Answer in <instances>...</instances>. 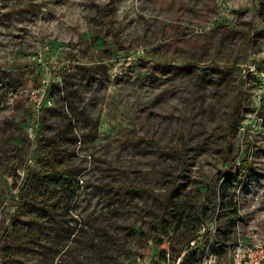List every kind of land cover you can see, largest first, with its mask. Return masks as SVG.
<instances>
[{
    "label": "rangeland",
    "instance_id": "374dc122",
    "mask_svg": "<svg viewBox=\"0 0 264 264\" xmlns=\"http://www.w3.org/2000/svg\"><path fill=\"white\" fill-rule=\"evenodd\" d=\"M209 227L264 241V0H0V264H187Z\"/></svg>",
    "mask_w": 264,
    "mask_h": 264
},
{
    "label": "trees",
    "instance_id": "16d2710c",
    "mask_svg": "<svg viewBox=\"0 0 264 264\" xmlns=\"http://www.w3.org/2000/svg\"><path fill=\"white\" fill-rule=\"evenodd\" d=\"M98 42L99 44H101L102 40L101 39H98ZM50 44L55 46V47H61V46H64L65 43L64 42H59L55 39H51L50 40ZM232 116V118L230 117V119L228 120V125H230L232 122L234 123L235 122V118H236V114L235 115H230ZM47 153V152H46ZM54 154L55 152L53 153L52 150L50 149L48 151V155H50V159L49 161H47V164H46V167L45 169L43 170V172H41L39 174V179H40V182H42V184L44 185L45 187V190L46 191H52L58 184L62 183V182H70L73 180V174L69 171V169L67 168H62L60 167L56 161H55V157H54ZM179 155H181L179 152H178ZM180 157V156H179ZM245 164V162H244ZM248 163H246L243 167H241L240 169H236L235 171H230L229 173H225V174H220L219 176L221 175H225L227 178L228 177H233V178H241L243 176V174L246 172V169L248 167L247 165ZM225 182H226V179L224 180V182L222 183V188L225 187ZM52 196H50V202H52L50 205L51 206H59L60 204V197H53V199H51ZM52 200V201H51ZM49 201L46 200V197H34L32 199H30L28 202H25V206L29 207V208H35L36 210L38 211H41L43 209L42 206H43V203H47ZM167 206L168 204L166 203H162V207H161V214L160 216L157 215L154 222H155V236H154V239L156 240V243H159V242H163V239L168 235V231H167V228L164 227L163 225V216H164V213L166 212L167 210ZM233 211L236 212V205L233 204ZM34 223V221H33ZM32 229V230H31ZM26 235L28 237H30L32 239L33 236H42L43 238H46L47 235H45L43 233V230L40 229V231H35V228L34 227H31L27 230V233ZM197 236V235H195ZM191 239H189L185 245V248L183 249L182 251V255H180L179 257V261H182L184 263H187V264H190V259L192 257H194V252L193 253H189V241ZM227 246V245H226ZM10 264H22L20 262H13V263H10Z\"/></svg>",
    "mask_w": 264,
    "mask_h": 264
},
{
    "label": "built area",
    "instance_id": "2783aa9c",
    "mask_svg": "<svg viewBox=\"0 0 264 264\" xmlns=\"http://www.w3.org/2000/svg\"><path fill=\"white\" fill-rule=\"evenodd\" d=\"M33 110L40 113L45 103L44 93H33ZM29 130L33 124H28ZM189 253L194 252L190 264H264V241L245 242L242 240L229 243L228 260H221L220 241L216 238V230L209 227L207 232L194 238L188 247Z\"/></svg>",
    "mask_w": 264,
    "mask_h": 264
}]
</instances>
